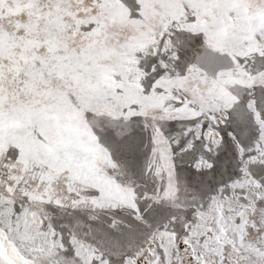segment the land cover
I'll use <instances>...</instances> for the list:
<instances>
[{"label":"snow or ice","instance_id":"6c2138e0","mask_svg":"<svg viewBox=\"0 0 264 264\" xmlns=\"http://www.w3.org/2000/svg\"><path fill=\"white\" fill-rule=\"evenodd\" d=\"M0 264H264V0H0Z\"/></svg>","mask_w":264,"mask_h":264}]
</instances>
